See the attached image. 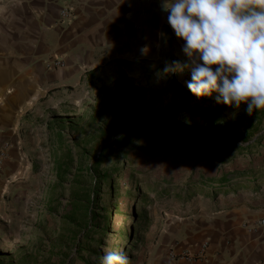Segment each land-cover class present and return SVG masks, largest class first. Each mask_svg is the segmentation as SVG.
Returning <instances> with one entry per match:
<instances>
[{
	"label": "crops",
	"instance_id": "0c3cea01",
	"mask_svg": "<svg viewBox=\"0 0 264 264\" xmlns=\"http://www.w3.org/2000/svg\"><path fill=\"white\" fill-rule=\"evenodd\" d=\"M64 5L72 16L58 23ZM183 43L160 0H0V147L10 144L0 169V234L3 220L36 205L35 191L29 193L35 186L27 183L32 152L54 116L81 109L109 88L146 100L172 94L173 79L190 72H157L172 61L189 63ZM145 45L146 56L139 52ZM57 58L64 66L49 69ZM190 212L161 217L137 264H264V227L256 226L264 208Z\"/></svg>",
	"mask_w": 264,
	"mask_h": 264
},
{
	"label": "rangeland",
	"instance_id": "374dc122",
	"mask_svg": "<svg viewBox=\"0 0 264 264\" xmlns=\"http://www.w3.org/2000/svg\"><path fill=\"white\" fill-rule=\"evenodd\" d=\"M189 80L190 73L176 77L172 94L147 100L109 88L81 109L55 115L49 123L63 132L66 143H78L88 152L86 167L102 154L106 144L114 143L115 136L134 131L136 126L191 139L204 133L210 137L216 126L208 130L193 113L174 110L179 103L198 105L224 117L217 125L221 130L219 145L228 148L222 162L197 159L194 152H170L172 143L164 152L157 138H134L132 143L108 151L92 176L97 179L98 192L90 218L67 220L72 202L67 183H58L54 169L56 131L45 127L40 146L32 152L35 171L27 180L35 186L29 193L35 191L36 205L33 208L29 203L16 220L1 222L0 264H101L107 251L121 252L129 264H137L146 252L148 233L166 214L186 216L203 206L206 210L242 204L264 208V110H255L240 122L238 115L245 112V105L236 109L217 104L215 93L197 98L186 86ZM237 146L252 148L242 153ZM105 171L111 177L102 182L99 176ZM225 176L229 182L222 183L219 179ZM211 180L208 186L193 185ZM87 222L105 232L99 230L88 238L92 241L86 239L87 231H93Z\"/></svg>",
	"mask_w": 264,
	"mask_h": 264
},
{
	"label": "clouds",
	"instance_id": "9594fccd",
	"mask_svg": "<svg viewBox=\"0 0 264 264\" xmlns=\"http://www.w3.org/2000/svg\"><path fill=\"white\" fill-rule=\"evenodd\" d=\"M160 9L189 63H166L157 76L188 70L186 86L195 97L215 93L217 104L245 105L248 115L264 110V0H160ZM139 52L146 56L149 47ZM101 264H129V258L107 251Z\"/></svg>",
	"mask_w": 264,
	"mask_h": 264
},
{
	"label": "trees",
	"instance_id": "16d2710c",
	"mask_svg": "<svg viewBox=\"0 0 264 264\" xmlns=\"http://www.w3.org/2000/svg\"><path fill=\"white\" fill-rule=\"evenodd\" d=\"M175 111H187L193 113L194 116L201 118L206 123V128L209 130L212 126H216L212 133L205 135L202 134L200 137L191 139L190 136L179 135L175 136L173 134L159 133L154 132L147 128L133 127L134 131H130L127 134H122L114 137L113 144H106L104 146L103 152L100 156L93 158L92 164L85 167V163L89 157V154L86 150L80 148L78 143L72 142L71 145L66 143L63 140V132L60 129H54L51 124H48L47 127L51 130L56 131L57 142L53 145L52 154L54 156V169L58 183L62 184L63 182L67 183L70 201L72 202V208L70 215L66 218L70 220L74 217L84 216L90 218L92 211L94 210L93 204L95 203L96 191L97 189V179H92V176L96 175V170L99 168L102 160L105 157V154L108 151H112L113 148L119 145H125L128 142L132 143L134 138L139 139L142 136H148L152 138H157L159 144L164 145V152H167V144L172 143L173 148L170 149V152L178 153L185 151L187 153L194 152L197 159L208 160V161H217L222 162L228 154V148H222L219 144V137L221 130L217 125L224 122V117L222 114L215 111H211L208 108L201 107L198 105H189L186 103H179L174 107ZM255 110L252 115L255 114ZM246 112L238 115V120L241 122L244 118L249 117ZM252 147L250 146H237L236 150L238 152L246 153L250 151ZM169 152V151H168ZM89 162V161H88ZM111 177V173L105 171L99 176V180L106 182ZM251 178V177H250ZM90 179V182H89ZM92 179V180H91ZM222 183L229 182V176H225L219 179ZM213 180L208 183L199 181L194 183V186L202 185L208 186ZM96 226V225H95ZM94 225L89 226L87 222V228H92L93 231L86 233V239L90 236L98 233L101 230V233L105 232V229L96 228ZM108 227V225L106 226ZM92 241L93 239H88Z\"/></svg>",
	"mask_w": 264,
	"mask_h": 264
},
{
	"label": "built area",
	"instance_id": "2783aa9c",
	"mask_svg": "<svg viewBox=\"0 0 264 264\" xmlns=\"http://www.w3.org/2000/svg\"><path fill=\"white\" fill-rule=\"evenodd\" d=\"M71 16H72L71 7L69 5H64L60 9L58 23L65 22ZM46 65H47V67L49 69L62 67V66H64V60L63 59H58V58L57 59H52V60H49L46 63ZM9 148H10V144L9 143H4L0 147V169L4 166V164H5V162H6L7 158H8ZM256 226L264 227V217L260 218L259 220H257ZM202 251H203V249H202Z\"/></svg>",
	"mask_w": 264,
	"mask_h": 264
}]
</instances>
